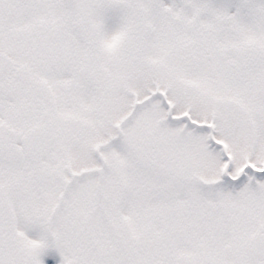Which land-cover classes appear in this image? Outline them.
<instances>
[{
    "label": "snow or ice",
    "instance_id": "obj_1",
    "mask_svg": "<svg viewBox=\"0 0 264 264\" xmlns=\"http://www.w3.org/2000/svg\"><path fill=\"white\" fill-rule=\"evenodd\" d=\"M0 264H264V0H0Z\"/></svg>",
    "mask_w": 264,
    "mask_h": 264
}]
</instances>
